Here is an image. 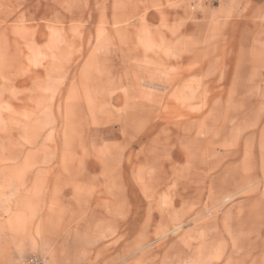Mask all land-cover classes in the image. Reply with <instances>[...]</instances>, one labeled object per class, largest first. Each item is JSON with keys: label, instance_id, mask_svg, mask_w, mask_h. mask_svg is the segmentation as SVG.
Wrapping results in <instances>:
<instances>
[{"label": "rangeland", "instance_id": "1", "mask_svg": "<svg viewBox=\"0 0 264 264\" xmlns=\"http://www.w3.org/2000/svg\"><path fill=\"white\" fill-rule=\"evenodd\" d=\"M218 3L0 0V264H264V15Z\"/></svg>", "mask_w": 264, "mask_h": 264}, {"label": "crops", "instance_id": "2", "mask_svg": "<svg viewBox=\"0 0 264 264\" xmlns=\"http://www.w3.org/2000/svg\"><path fill=\"white\" fill-rule=\"evenodd\" d=\"M98 4H114L115 9L109 19L114 20L115 23L117 19H122V23L137 24L135 27H138L141 32L148 30L149 26H156L154 24H161L165 20V26L172 30L169 39L171 42L182 41L186 33L181 28L187 19H190L193 13L198 14L208 7L206 4L199 3L192 8L191 0H98ZM218 4V7L215 8V13L218 16L225 14V16L239 17L244 13V9L255 10L258 16L264 15V0H219ZM125 10H129V13ZM149 10H156L158 15L150 16L147 14ZM150 40L154 43V36H151Z\"/></svg>", "mask_w": 264, "mask_h": 264}, {"label": "built area", "instance_id": "3", "mask_svg": "<svg viewBox=\"0 0 264 264\" xmlns=\"http://www.w3.org/2000/svg\"><path fill=\"white\" fill-rule=\"evenodd\" d=\"M219 0H191L192 8L195 7L196 4H215ZM23 264H51L47 259L39 255H31L29 256Z\"/></svg>", "mask_w": 264, "mask_h": 264}]
</instances>
